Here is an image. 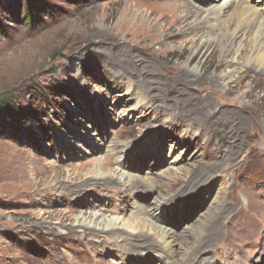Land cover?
Instances as JSON below:
<instances>
[{
  "label": "rangeland",
  "instance_id": "1",
  "mask_svg": "<svg viewBox=\"0 0 264 264\" xmlns=\"http://www.w3.org/2000/svg\"><path fill=\"white\" fill-rule=\"evenodd\" d=\"M33 1L36 20L26 25L25 0H0V95L18 107L14 117L11 109L0 115V264H160L159 253L168 260L74 225L89 213L131 219L154 211L141 187L125 194L86 181L99 162L151 180L157 196L164 191L170 212L164 206L150 219L170 222L189 254L209 241L197 262L264 264V73L251 66L249 46L223 57L221 40L205 41L206 28L180 36L184 16L192 23L230 0ZM231 64L232 81H220ZM209 180L210 192L190 195ZM203 218L208 228L197 243L192 229ZM184 251L178 257L188 264Z\"/></svg>",
  "mask_w": 264,
  "mask_h": 264
},
{
  "label": "bare ground",
  "instance_id": "2",
  "mask_svg": "<svg viewBox=\"0 0 264 264\" xmlns=\"http://www.w3.org/2000/svg\"><path fill=\"white\" fill-rule=\"evenodd\" d=\"M239 1L240 0H230L224 3L223 5H220V7H218L212 13H205L204 11L199 10L200 13L198 15L197 14L196 16L193 15V17H195L193 22L192 23L187 22L186 25L185 23L186 21H188V17L184 16L182 22L179 25V27L183 30L182 31L183 35L180 36H186L188 32L195 30L197 28H200V30L201 27L206 28L207 32L205 33V41L220 42L221 40L222 45L224 47V51L222 53L223 57L225 55L227 56V53L233 47L237 48L239 51L249 46L253 48L251 66H254V69L256 68L257 72L264 73V19L262 18L261 15V12L264 11V0H259L261 2V6L258 8H256L255 6L253 7L244 6L242 8H239L240 6ZM233 4H236V6L234 5V7H232ZM184 10L189 11L187 7ZM191 13L192 12H189L188 14ZM234 65L235 64H231L230 66H228L226 75L220 76L218 79L222 82L226 80L230 81L232 77L237 73V69H236L237 67ZM197 69L198 66L195 67L194 72H197ZM197 80L198 78L194 79L193 82L195 81L197 83ZM214 83L216 84L218 83V81L215 80ZM147 97L148 96L146 95H141V97L137 96L136 99H138V102H144L148 104L149 101L146 102L148 99ZM138 102L134 104L135 108L139 105ZM183 122H184L183 123L184 127H186V132L192 133V129H194L192 127L193 125L188 123L187 120H184ZM123 148H124L123 152H125V150L126 151L129 150V147H123ZM118 152L120 153L121 151L117 150L113 154V156L116 157V159L121 157V155H119ZM180 155L181 154H179L174 158V162L177 164L179 163ZM105 168L99 162L96 165V167L92 168L88 172L86 181L100 180L105 183H108L110 186L118 185L119 187H121V191L123 193L131 189V187L132 188L135 186L141 187L142 190H147V192L151 193V196L150 195L149 196L152 197L153 204L151 206L154 205V211L150 210L149 207L145 211L146 215H144V210L141 213L135 212L134 216L132 218L130 217L131 219H125L121 217H102L97 213H89L86 215L78 216L76 218L74 225L77 226L78 228H88L93 230L94 232L102 233L103 235L106 234L107 236L110 237V240L112 241L111 243L117 244L118 239L126 240L127 242L130 241L133 244V246L128 249L129 250L128 252L135 250V247H140L139 249H144L148 247L149 249L152 250L161 251L166 255L168 260H166L163 257V254L159 253L160 256L164 259L160 261V264H172L171 261H173V263L176 262L177 264L179 261L181 262L183 261L182 264H184L185 258L178 257V251H182V252L184 251L181 246L182 244L181 242L184 239V235H180L177 232H175L173 227L169 228L168 226L170 225V222L166 224L167 226L156 225L152 221V219H150L151 216L154 218L157 217L161 218L163 216L161 213L162 210L161 208L164 206L170 212L171 202H169L168 201L169 199L166 198L167 196L163 194L164 191H162L163 193L162 192L158 193L157 196L156 187L153 185V182H151V180H148L147 178L146 179L139 178L137 180L134 177L127 174L126 172H123L116 168L108 171H106ZM174 171L179 172L180 170L176 168L174 169ZM192 183L195 182L193 181ZM203 183H204L203 181L200 182L199 183L200 187L194 190V192L190 195L197 196L200 190L203 189H206L207 192H210L213 181L209 180L208 183L207 182L205 184ZM169 185L170 184L166 185V187L164 188H167ZM125 197H127V195ZM174 199L175 198H173L172 200ZM219 202L217 200V197L213 198L214 204L219 205ZM208 222L209 219L203 218L200 221V223L192 229V231H196V236L194 235V240H196L197 243L201 239L202 234H204L205 231L207 230ZM217 226L218 225H216V227L214 228V231L219 229V227ZM204 245H209V241H205V240L201 241L199 247L194 249V251L190 252V254L187 251H184V253H186L184 255L188 256V264H194L195 262H197V258L200 256L201 253L205 255L204 251L206 250L201 249V247H203ZM200 249L203 251L199 252ZM169 259H171V261ZM206 259L207 258L204 259L202 258V260L197 263L214 264V262H211L210 259L209 261H206Z\"/></svg>",
  "mask_w": 264,
  "mask_h": 264
},
{
  "label": "trees",
  "instance_id": "3",
  "mask_svg": "<svg viewBox=\"0 0 264 264\" xmlns=\"http://www.w3.org/2000/svg\"><path fill=\"white\" fill-rule=\"evenodd\" d=\"M35 2L33 0H25L24 3V7H23V23L26 25H32L33 24V20H36V13H35ZM45 4V3H42ZM44 10L49 11V5H44ZM38 91V90H37ZM39 92V91H38ZM11 96L8 95H0V115L6 111L8 112L9 109H11L12 111L9 112V114L14 117L15 113H17L16 109H12L15 108L14 104H12V100L10 98ZM14 98V97H12ZM20 109V108H19ZM20 110H22L21 112H24L23 109L21 108ZM30 114V113H29Z\"/></svg>",
  "mask_w": 264,
  "mask_h": 264
}]
</instances>
